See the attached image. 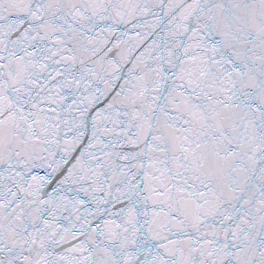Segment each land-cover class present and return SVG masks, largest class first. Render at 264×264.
<instances>
[{
    "label": "snow or ice",
    "instance_id": "6c2138e0",
    "mask_svg": "<svg viewBox=\"0 0 264 264\" xmlns=\"http://www.w3.org/2000/svg\"><path fill=\"white\" fill-rule=\"evenodd\" d=\"M0 264H264V0H0Z\"/></svg>",
    "mask_w": 264,
    "mask_h": 264
}]
</instances>
